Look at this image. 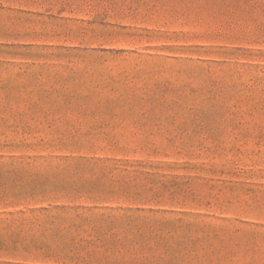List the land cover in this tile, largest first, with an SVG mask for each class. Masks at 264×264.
<instances>
[{
  "label": "rangeland",
  "instance_id": "obj_1",
  "mask_svg": "<svg viewBox=\"0 0 264 264\" xmlns=\"http://www.w3.org/2000/svg\"><path fill=\"white\" fill-rule=\"evenodd\" d=\"M0 264H264V0H0Z\"/></svg>",
  "mask_w": 264,
  "mask_h": 264
}]
</instances>
